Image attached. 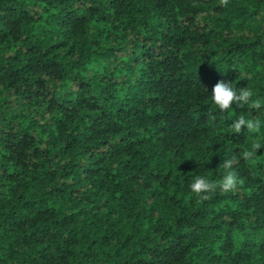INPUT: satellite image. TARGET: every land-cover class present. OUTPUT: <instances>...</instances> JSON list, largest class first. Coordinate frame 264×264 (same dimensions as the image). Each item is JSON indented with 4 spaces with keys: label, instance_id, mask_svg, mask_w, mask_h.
I'll return each instance as SVG.
<instances>
[{
    "label": "trees",
    "instance_id": "16d2710c",
    "mask_svg": "<svg viewBox=\"0 0 264 264\" xmlns=\"http://www.w3.org/2000/svg\"><path fill=\"white\" fill-rule=\"evenodd\" d=\"M221 80L264 99V0H0V264H264V108Z\"/></svg>",
    "mask_w": 264,
    "mask_h": 264
},
{
    "label": "clouds",
    "instance_id": "9594fccd",
    "mask_svg": "<svg viewBox=\"0 0 264 264\" xmlns=\"http://www.w3.org/2000/svg\"><path fill=\"white\" fill-rule=\"evenodd\" d=\"M220 4L226 6L228 0H220ZM211 99L215 106L221 112H229L233 106L249 109L260 110L264 108V99L254 98V92L250 87H241L237 91L232 86V83L224 80L218 81L212 90ZM209 118L215 120V116L209 114ZM261 121L259 119H247L244 115L239 116L230 126V131L235 134H240L244 129L249 133H258L261 129ZM261 149L260 143H254L251 149L243 150L239 157L232 156L226 159L220 165V168L225 169L222 179L218 182L212 181L203 175H196L189 185L191 193H193L201 202L207 201L212 194L218 191L222 194L234 193L239 186L243 184L233 167L240 159L244 161H252L256 158V153Z\"/></svg>",
    "mask_w": 264,
    "mask_h": 264
}]
</instances>
